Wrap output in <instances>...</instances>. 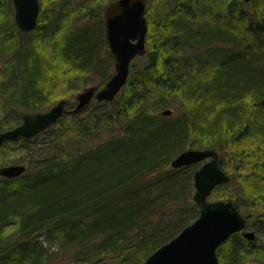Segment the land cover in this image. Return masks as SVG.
<instances>
[{
    "label": "trees",
    "instance_id": "16d2710c",
    "mask_svg": "<svg viewBox=\"0 0 264 264\" xmlns=\"http://www.w3.org/2000/svg\"><path fill=\"white\" fill-rule=\"evenodd\" d=\"M39 1L36 27L22 32L11 0H0V58L7 56L0 63V108L10 115L0 120V131L64 95L73 109L89 80L99 87L110 73L100 15L108 0L83 1L67 14L59 12L60 0ZM250 2L249 12L244 0H175L164 12L153 6L158 12L154 21L147 17V61L138 70L131 65L113 100L68 111L33 137L0 145L44 152L31 151L20 175H0V264H142L198 215L191 194V166L198 163L170 166L188 148L215 149L229 183L242 173L243 193L222 197L234 202L248 226L264 218L257 214L264 194L258 103L264 96V52L258 53L264 0ZM156 21L164 26L161 34ZM166 108L171 114H161ZM225 157L235 163L230 173ZM14 163L22 161L7 164ZM238 233L217 247L220 264H239L231 243ZM86 245H94L92 255L82 254Z\"/></svg>",
    "mask_w": 264,
    "mask_h": 264
},
{
    "label": "water",
    "instance_id": "95a60500",
    "mask_svg": "<svg viewBox=\"0 0 264 264\" xmlns=\"http://www.w3.org/2000/svg\"><path fill=\"white\" fill-rule=\"evenodd\" d=\"M13 19L22 32L32 31L37 25L39 0H11ZM248 1V0H245ZM146 0H110L103 9L104 37L113 59L114 72L97 90L87 89L77 95L72 111L84 108L91 99L111 101L126 84L130 64L146 52L147 20ZM264 109V96L258 102ZM67 99L61 98L44 111L25 112L17 125L0 131V144L31 138L54 124L68 112ZM163 115L171 114L166 108ZM200 163L193 171L192 199L198 208L197 217L185 225L173 238L152 251L142 264H220L217 247L233 233L247 228V218L240 213L232 200H209L211 191L229 181V175L219 164V156L213 148H188L170 161L178 168ZM26 169L22 163L0 166V175L12 178ZM247 240L254 239V232L242 233Z\"/></svg>",
    "mask_w": 264,
    "mask_h": 264
},
{
    "label": "rangeland",
    "instance_id": "374dc122",
    "mask_svg": "<svg viewBox=\"0 0 264 264\" xmlns=\"http://www.w3.org/2000/svg\"><path fill=\"white\" fill-rule=\"evenodd\" d=\"M83 1H86V0H60V9H59V12H64V14H67L69 12V10L75 6L77 7L78 4L82 3ZM87 1H90L91 3L92 2H96V3H99L101 2V0H87ZM248 1H245V3L242 5V9L244 11H251V8L253 6H251L252 2L248 3ZM40 3V1H39ZM248 3V4H247ZM11 5H12V1H11ZM175 5V0H147V8H146V18L148 17L150 21H154L155 18H156V13L158 12H154L155 8H153V6H156L161 12H164L165 10H171L172 7ZM12 9H13V5H12ZM253 9V8H252ZM44 10H50V8L46 7L44 8ZM54 9L52 8L51 11H53ZM161 12L158 13L161 14ZM13 14H14V11H13ZM100 15L102 16V19H103V9L100 11ZM14 20V19H13ZM238 19L237 18H234V19H230L229 22L230 23H235L237 22ZM156 23H158V25L156 27H159L158 28V33H162L163 32V24H162V21L158 22L156 21ZM103 26H104V23H103ZM27 37L26 36H23V39H26ZM253 40L251 38H248L247 42L248 44H250V42H252ZM178 42H181V41H178ZM264 45V44H263ZM147 47V46H146ZM264 52V46L261 47V49L258 51L259 54H263ZM107 58V57H106ZM7 59V56L3 57V58H0V63H1V67H3V62ZM109 59V58H108ZM106 59V63H108V65H110V73H109V76L114 72V67H113V59H112V56L111 58L108 60ZM147 58H145L144 56H142L141 58L138 56V57H135L131 64H130V70H131V65H134L133 69L134 70H138L142 67L143 63L145 62ZM212 60V59H211ZM147 61V60H146ZM193 70V68L190 69V71ZM131 73V72H130ZM108 76V77H109ZM90 84L89 85H86L85 87H83L79 92H77L75 94V101L77 103V95L83 91V90H87V89H94V90H97L99 89L101 86L99 87H96V81L94 80H89ZM66 86V85H64ZM66 98V99H69V96L68 95H64V96H61L60 98ZM96 101L95 99H91L89 103H92ZM88 103V104H89ZM87 104V105H88ZM52 106V105H51ZM261 106V105H260ZM264 112V111H263ZM10 115H7L1 108H0V120L3 119L4 117H8ZM14 118V117H13ZM264 119V118H263ZM14 121L15 123H18L19 122V118H14ZM18 121V122H17ZM39 143H37L38 145ZM40 147H37L36 150H34V147H26V146H20V145H12L10 147H8L5 151L4 150H1L0 149V166L2 165H6L8 163L9 160H17V161H22V164H25L26 165V162H27V159H28V156L30 155V152L33 151V154H35L36 156H39L41 154H43V150L40 149ZM35 152V153H34ZM8 160V161H7ZM225 161V167L228 168V173H230L231 171V167H235V163L234 164H231L230 162L232 160H230V158H224ZM199 166L198 165H194V166H191L192 170L194 171L195 169H197ZM232 174V173H231ZM230 174V175H231ZM235 176V179L233 182H228V184L226 185H223V186H218V187H215L210 196L208 197L209 200H216V199H221V200H225V198H223V194H228V193H232V192H239V193H243V192H240L241 190V186L240 184L238 183L240 181V177L242 176L243 178H245V176L242 175V173H234L232 174ZM193 192H194V187H193V184H192V195H193ZM260 200L259 201H262L260 202L259 204V215H262L264 214V194L262 193L261 194V197L259 198ZM193 200V199H192ZM245 198L242 197V199L239 200V202H242L244 201ZM194 202V201H193ZM246 202V201H245ZM244 204V203H243ZM255 204V203H254ZM261 205V206H260ZM243 211H245L244 209H242ZM264 218H259V217H256L254 218L253 220V225L252 226H249V230L250 231H253L255 233V239L253 241H248L246 240L241 233H238L236 235V237H234L232 239V242L231 243H234L236 244L237 246V250L240 252V261H239V264H246L247 262H252V264H264ZM243 238L244 241L242 242L240 238ZM38 239L43 241V243L46 245L48 244L47 243V240H46V237L44 234H39L38 235ZM230 246H232L230 244ZM56 248V245L55 244H51L50 246V250H54ZM225 251H226V248H224ZM94 251V245H86L85 247H82L81 248V252L82 254L84 255H92ZM258 251H260L261 253V256L260 254H258ZM85 253H88V254H85Z\"/></svg>",
    "mask_w": 264,
    "mask_h": 264
},
{
    "label": "flooded vegetation",
    "instance_id": "af4514ba",
    "mask_svg": "<svg viewBox=\"0 0 264 264\" xmlns=\"http://www.w3.org/2000/svg\"><path fill=\"white\" fill-rule=\"evenodd\" d=\"M108 1H110V0H108ZM107 1V2H108ZM107 2L104 4V7H105V5L107 4ZM104 7H103V9H104ZM146 8H147V0H146V7H145V17H146ZM146 20H147V18H146ZM239 233H242V232H239Z\"/></svg>",
    "mask_w": 264,
    "mask_h": 264
}]
</instances>
